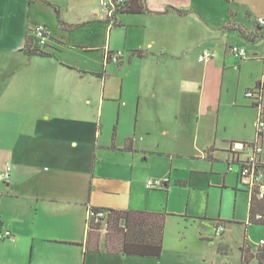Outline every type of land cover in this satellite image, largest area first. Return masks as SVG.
Wrapping results in <instances>:
<instances>
[{
	"label": "crops",
	"instance_id": "obj_1",
	"mask_svg": "<svg viewBox=\"0 0 264 264\" xmlns=\"http://www.w3.org/2000/svg\"><path fill=\"white\" fill-rule=\"evenodd\" d=\"M142 4L143 13L109 16L99 0H0V171L12 168L0 204L6 199L40 213L30 222L34 241L84 251L91 199L120 191L104 181L148 182L139 156L171 155L173 166V155H202L229 167V145L257 138L259 111L246 94L260 84L264 90V28L257 24L264 0ZM38 23L51 30L44 56L29 53ZM233 46L247 57H235ZM204 50L214 59L200 62ZM112 112L117 133L125 123L134 128L104 144ZM260 143L264 148V138ZM44 163L53 168L43 170ZM99 205L91 207L158 214ZM0 222L11 242L22 240L12 220ZM104 233L93 239L94 249ZM115 246L123 257L157 260Z\"/></svg>",
	"mask_w": 264,
	"mask_h": 264
},
{
	"label": "rangeland",
	"instance_id": "obj_2",
	"mask_svg": "<svg viewBox=\"0 0 264 264\" xmlns=\"http://www.w3.org/2000/svg\"><path fill=\"white\" fill-rule=\"evenodd\" d=\"M110 114L100 137L104 144H111L117 135L121 139L134 128L133 123H125L117 133L118 117L116 113ZM173 158L171 166V155L139 156L144 164L142 175L147 176L148 182L162 181L169 186L149 191L146 188L148 182L134 180L132 184L130 181L106 180L105 185L118 188L119 194L104 196L96 192L89 205L96 207L103 203L125 209L148 208L149 212L164 215V250L159 260L123 257L121 252L115 253V245H111L112 252H109L102 238L94 249L86 237L84 251L39 239L34 241V224L30 222L37 216L40 219V213L36 216L35 210L2 199L0 217L12 220L23 233L17 244L0 240V264H241L243 246L255 254L264 240V226H247L252 194L246 184H238V172H229L225 160L210 162L202 155H173ZM69 159L80 167L87 166L81 155H71ZM93 164L92 158L88 164L90 172ZM52 168L49 163L42 165L46 171ZM5 192L4 184H1L0 197ZM101 197L103 200H98ZM219 221L225 226L222 237H216L214 233ZM33 244L39 248L33 251Z\"/></svg>",
	"mask_w": 264,
	"mask_h": 264
},
{
	"label": "built area",
	"instance_id": "obj_3",
	"mask_svg": "<svg viewBox=\"0 0 264 264\" xmlns=\"http://www.w3.org/2000/svg\"><path fill=\"white\" fill-rule=\"evenodd\" d=\"M128 0H99V7L102 12L109 16H114L123 9ZM257 24L264 28V17L257 20ZM35 46L34 49L45 51L49 47L51 38V30L45 24H35L32 27ZM232 52L235 57L241 59L247 57L245 48L238 46L232 47ZM119 54L114 55L115 61L119 60ZM215 54L209 50H204L199 55V61L204 63L213 60ZM264 63V58H263ZM247 98L253 101L252 106L259 111V118L257 123V138L253 143H232L229 145L228 150V163L229 171H234L235 167L239 168V177L242 183L246 184L251 194L256 193L259 198H264V163L262 162V154L264 148L260 141L264 138V94L262 95L258 87L255 90L248 91ZM12 168L7 166L4 170L0 171V184L7 181L11 177ZM166 183L162 181H149L146 184L148 190L163 189ZM108 212L105 209H94L89 207L87 225H98L104 222L108 217ZM225 226L218 224L214 233L216 237H221L224 234ZM15 241L12 233L9 230L0 229V240ZM260 246H264V240L260 242Z\"/></svg>",
	"mask_w": 264,
	"mask_h": 264
},
{
	"label": "trees",
	"instance_id": "obj_4",
	"mask_svg": "<svg viewBox=\"0 0 264 264\" xmlns=\"http://www.w3.org/2000/svg\"><path fill=\"white\" fill-rule=\"evenodd\" d=\"M145 10L142 0H128L123 9H119L117 13L123 11L143 13ZM61 24L68 27L62 21ZM29 53L40 56L45 55L38 49H33ZM258 89L263 95L262 84L258 86ZM239 182L242 183L241 179ZM106 212L109 214L104 222L88 227L90 244L95 237H98L96 235H99L100 231L105 228L104 238L109 252H112L111 245H115L118 242L121 245L122 252L127 256L148 257L157 260L162 257L165 227L164 215L146 212H121L111 209H107ZM219 224L224 225L222 221H219ZM254 224L264 226V198H259L256 193L252 194L250 200L247 226ZM0 229H4L1 222ZM253 261H256L255 264H264V246L258 247L255 254L252 253L249 247L243 246L241 248V264H253Z\"/></svg>",
	"mask_w": 264,
	"mask_h": 264
}]
</instances>
